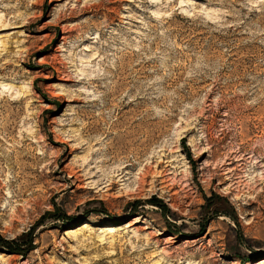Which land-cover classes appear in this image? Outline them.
Masks as SVG:
<instances>
[{"label": "rangeland", "instance_id": "1", "mask_svg": "<svg viewBox=\"0 0 264 264\" xmlns=\"http://www.w3.org/2000/svg\"><path fill=\"white\" fill-rule=\"evenodd\" d=\"M262 261L264 0H0V264Z\"/></svg>", "mask_w": 264, "mask_h": 264}, {"label": "bare ground", "instance_id": "2", "mask_svg": "<svg viewBox=\"0 0 264 264\" xmlns=\"http://www.w3.org/2000/svg\"><path fill=\"white\" fill-rule=\"evenodd\" d=\"M261 263L264 264V261L260 262V264H261Z\"/></svg>", "mask_w": 264, "mask_h": 264}]
</instances>
